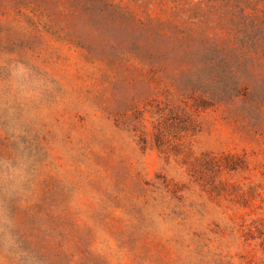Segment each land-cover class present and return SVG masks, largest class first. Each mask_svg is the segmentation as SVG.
<instances>
[{
    "label": "rangeland",
    "instance_id": "obj_1",
    "mask_svg": "<svg viewBox=\"0 0 264 264\" xmlns=\"http://www.w3.org/2000/svg\"><path fill=\"white\" fill-rule=\"evenodd\" d=\"M0 264H264V0H0Z\"/></svg>",
    "mask_w": 264,
    "mask_h": 264
}]
</instances>
